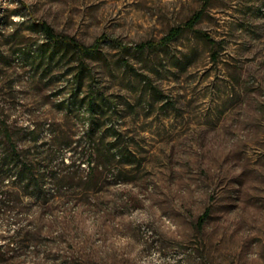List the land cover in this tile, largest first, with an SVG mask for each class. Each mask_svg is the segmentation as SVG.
Returning a JSON list of instances; mask_svg holds the SVG:
<instances>
[{
    "label": "rangeland",
    "instance_id": "374dc122",
    "mask_svg": "<svg viewBox=\"0 0 264 264\" xmlns=\"http://www.w3.org/2000/svg\"><path fill=\"white\" fill-rule=\"evenodd\" d=\"M5 131L56 178L0 180V264H264V0H0Z\"/></svg>",
    "mask_w": 264,
    "mask_h": 264
},
{
    "label": "trees",
    "instance_id": "16d2710c",
    "mask_svg": "<svg viewBox=\"0 0 264 264\" xmlns=\"http://www.w3.org/2000/svg\"><path fill=\"white\" fill-rule=\"evenodd\" d=\"M202 16V11L194 12L182 25H178L169 29V31L156 43L146 41L137 45V48L143 49L144 47H162L168 42L175 39L177 36L184 33L186 30H191L194 25L199 21ZM36 30L40 32L45 39V50L48 52V56L52 58L59 53L70 52L72 60L77 61L80 64V72L85 67V61L87 58L95 57L100 52V47L104 41L103 37L96 38L91 44H84L78 41L73 36L58 33L45 21L34 22ZM201 36L204 39H209L206 33L200 31ZM4 148L3 155L0 157V180L6 181V186H13L16 181L23 182L27 188L30 187L34 192L43 191V183L40 181V177L37 175L38 171L42 170L41 177L47 179V183L54 184L53 179L56 178V173L49 169V163H43L37 165L31 158H27L18 148L17 142L13 139L12 134L8 131L3 133ZM129 153L120 156H127V160L130 159ZM74 171H69V174H73ZM1 186V185H0ZM51 187H48L47 191H51ZM207 211L202 213L198 217V224L201 225L204 222ZM15 234H12V238Z\"/></svg>",
    "mask_w": 264,
    "mask_h": 264
}]
</instances>
